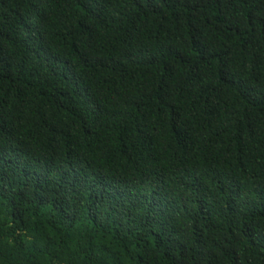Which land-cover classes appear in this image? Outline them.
<instances>
[{"label":"trees","instance_id":"1","mask_svg":"<svg viewBox=\"0 0 264 264\" xmlns=\"http://www.w3.org/2000/svg\"><path fill=\"white\" fill-rule=\"evenodd\" d=\"M0 264H264V0H0Z\"/></svg>","mask_w":264,"mask_h":264}]
</instances>
